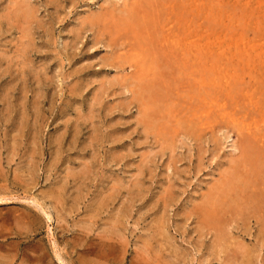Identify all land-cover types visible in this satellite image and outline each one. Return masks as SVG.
<instances>
[{"label": "rangeland", "instance_id": "obj_1", "mask_svg": "<svg viewBox=\"0 0 264 264\" xmlns=\"http://www.w3.org/2000/svg\"><path fill=\"white\" fill-rule=\"evenodd\" d=\"M0 199V264H264V0H0Z\"/></svg>", "mask_w": 264, "mask_h": 264}, {"label": "bare ground", "instance_id": "obj_2", "mask_svg": "<svg viewBox=\"0 0 264 264\" xmlns=\"http://www.w3.org/2000/svg\"><path fill=\"white\" fill-rule=\"evenodd\" d=\"M155 18V17H154ZM140 25V24H139ZM157 28V27H156ZM243 142V141H242ZM255 145V144H254ZM257 146V145H256ZM240 159V158H239ZM6 199H0V202H3V201H5ZM43 213H44V215L46 216V218H47V220L48 221H51L52 220V217H51V215L47 212V211H45V210H43ZM57 256H58V258H59V260H60V263L61 264H67V263H65V261L64 260H62L61 259V257L59 256V254H57Z\"/></svg>", "mask_w": 264, "mask_h": 264}]
</instances>
